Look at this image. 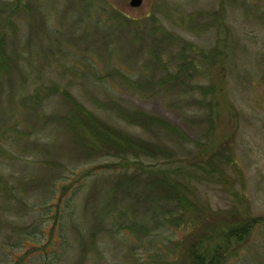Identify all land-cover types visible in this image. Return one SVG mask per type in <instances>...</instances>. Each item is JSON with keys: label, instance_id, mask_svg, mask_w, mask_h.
I'll list each match as a JSON object with an SVG mask.
<instances>
[{"label": "rangeland", "instance_id": "rangeland-1", "mask_svg": "<svg viewBox=\"0 0 264 264\" xmlns=\"http://www.w3.org/2000/svg\"><path fill=\"white\" fill-rule=\"evenodd\" d=\"M125 108L179 125L188 147ZM82 110L173 146L163 164H180L214 221L264 215V0H0V264H173L200 213L155 229L163 249L117 212L111 232L99 161L113 157L82 151L94 137L71 131ZM224 264H264V222Z\"/></svg>", "mask_w": 264, "mask_h": 264}, {"label": "trees", "instance_id": "trees-1", "mask_svg": "<svg viewBox=\"0 0 264 264\" xmlns=\"http://www.w3.org/2000/svg\"><path fill=\"white\" fill-rule=\"evenodd\" d=\"M38 97L40 95L34 93V96L31 97L33 98L32 102L38 103L43 99H36ZM117 116L126 122L129 121L145 128L151 125L155 129H165L174 138L170 137L171 140L177 141L182 148L188 147L185 143L190 139L183 129L159 115L140 108L133 110L125 108V110L118 109ZM70 119L77 124V126L70 127L75 136H77L76 130L83 127L86 134L95 137H91L93 142L82 150L83 152L91 153L96 150L92 148L97 147L99 155L113 157L99 161V174L104 175L102 179L99 178V181H106L108 177H111L113 183L110 189L101 190L99 195V197H106L104 193L109 194V197H106L108 199L104 202V205H107V211H104L106 213L101 216L100 221L106 226L109 225L111 232L113 231L110 225L112 224L111 216L117 212V216H120L117 217L120 227H129L142 236H151L147 237V240L163 249L161 241L153 237L155 235L153 231L160 225L170 228L182 225L184 223L182 213H185L186 210H193L196 215L198 213L200 215L196 216L197 220L189 221L192 224H189L191 230L186 234L185 239L181 240L182 251L180 252L182 255L174 257L173 264H224L227 257L235 251V247L249 233L253 224L264 222L263 214L243 216L238 222L230 225H227L228 222L214 221L206 210L202 214L199 208L204 207L187 193L192 192L189 178L181 180L177 177L180 164L176 161H173V164L170 161L171 167L163 164L166 159L176 160L177 156L173 146L136 135L119 125L103 120L100 116L99 119L97 118L99 121L97 124L98 121L95 117L83 110L73 114ZM206 145V149L213 146L212 143ZM143 156L151 157L154 161L147 163ZM211 162L209 161V163ZM211 170L207 172H211ZM215 170L220 171L219 168H215ZM205 174L208 173H203V175ZM136 183L141 184L143 190L141 191L142 195H137L134 198L130 196V189ZM120 187L122 188L119 190ZM59 194L64 197L62 189ZM242 210L244 209L238 201L233 210L235 216H240ZM62 216L64 218L65 214ZM124 233L128 240L135 239L128 236L125 230ZM138 239L143 240L139 238V234ZM173 252L179 251L174 250Z\"/></svg>", "mask_w": 264, "mask_h": 264}, {"label": "water", "instance_id": "water-1", "mask_svg": "<svg viewBox=\"0 0 264 264\" xmlns=\"http://www.w3.org/2000/svg\"><path fill=\"white\" fill-rule=\"evenodd\" d=\"M142 0H129L131 6H138Z\"/></svg>", "mask_w": 264, "mask_h": 264}]
</instances>
